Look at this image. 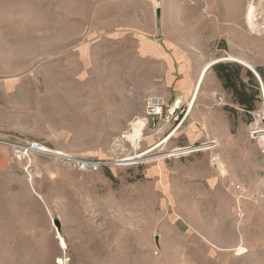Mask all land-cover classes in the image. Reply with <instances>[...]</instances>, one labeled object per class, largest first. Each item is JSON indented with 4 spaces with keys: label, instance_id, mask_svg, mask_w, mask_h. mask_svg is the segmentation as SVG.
Returning <instances> with one entry per match:
<instances>
[{
    "label": "rangeland",
    "instance_id": "rangeland-1",
    "mask_svg": "<svg viewBox=\"0 0 264 264\" xmlns=\"http://www.w3.org/2000/svg\"><path fill=\"white\" fill-rule=\"evenodd\" d=\"M236 8L237 0H0V87L37 89L33 104L48 112L41 132L79 161L45 154L72 170L69 203L57 207L50 195L48 216L71 264H264L261 89L247 114L207 69L190 109L206 63L240 65L254 42L260 52L264 32L251 33ZM73 90L80 121L61 116ZM210 140L215 148L172 152ZM85 161L101 167L82 169ZM57 254L0 264H52Z\"/></svg>",
    "mask_w": 264,
    "mask_h": 264
},
{
    "label": "crops",
    "instance_id": "crops-1",
    "mask_svg": "<svg viewBox=\"0 0 264 264\" xmlns=\"http://www.w3.org/2000/svg\"><path fill=\"white\" fill-rule=\"evenodd\" d=\"M249 1L237 0V13L245 26ZM257 49L255 42L249 45L247 57L239 62L247 70H261L263 80L258 76L264 94V42L260 43L259 53ZM204 67L194 83L190 109L205 75L213 71L209 67L199 83ZM214 78L226 93L215 73ZM35 92L38 90L33 88L0 87V256H50L57 251L59 254L56 232L50 228L48 219L54 204L50 195L56 194L57 207H65L69 203L72 170L59 166L57 161L44 154L35 153L17 160L9 145L35 142L51 152H69L64 144L52 141L41 132L48 112L42 113L40 105L33 104L31 97L37 95ZM66 95L68 99H63L62 118L80 121V100L75 98L79 94L73 90L72 94Z\"/></svg>",
    "mask_w": 264,
    "mask_h": 264
},
{
    "label": "built area",
    "instance_id": "built-area-1",
    "mask_svg": "<svg viewBox=\"0 0 264 264\" xmlns=\"http://www.w3.org/2000/svg\"><path fill=\"white\" fill-rule=\"evenodd\" d=\"M247 13H250V17L247 18ZM247 13H246V25L249 29V31L253 34L264 32V0H250L249 4L247 5ZM262 96L264 99V94L262 92ZM160 106H152L150 109V112L152 115H160ZM257 132H252V134H256ZM10 147L13 149V156L15 159L20 160L24 158H28L31 154H49L50 151H48L44 146L35 143V142H28L22 145L19 144H9ZM217 146V142L215 140H210L207 142L202 143L197 148H190V147H183L179 148L181 149V152L175 153L176 155H185L191 152L206 150V149H212ZM60 159L70 160L74 162H78L76 160L71 159L69 156L66 155H55ZM101 167L100 162H82L81 168L82 169H88L90 171H96L98 168ZM237 192H243L244 189L240 188V186H236ZM237 212L239 214L240 208H237ZM58 240V247H59V254L53 259L52 264H71V256L67 249L66 244H61L60 240Z\"/></svg>",
    "mask_w": 264,
    "mask_h": 264
},
{
    "label": "trees",
    "instance_id": "trees-1",
    "mask_svg": "<svg viewBox=\"0 0 264 264\" xmlns=\"http://www.w3.org/2000/svg\"><path fill=\"white\" fill-rule=\"evenodd\" d=\"M216 78L221 82L222 88L230 94L234 103L247 114L255 109L259 101L260 86L253 73L244 70L241 65L218 62L211 66ZM256 73L262 78L261 70Z\"/></svg>",
    "mask_w": 264,
    "mask_h": 264
},
{
    "label": "bare ground",
    "instance_id": "bare-ground-1",
    "mask_svg": "<svg viewBox=\"0 0 264 264\" xmlns=\"http://www.w3.org/2000/svg\"><path fill=\"white\" fill-rule=\"evenodd\" d=\"M250 17V13H248V16H247V18H249ZM220 62V61H219ZM215 63H218V62H212V63H210V64H208L206 67H205V69H204V71H203V73L201 74V76H200V79H201V77L203 76V74H204V72L207 70V69H209V67H211L212 65H214ZM199 79V80H200ZM138 123V122H137ZM262 137V136H261ZM263 138H264V136H263ZM263 138H261V139H263ZM172 152H174V153H177V152H181V149H175V150H173ZM51 153V152H50ZM54 155H63L61 152H52ZM135 158H140V156H138V157H135ZM134 158H128V159H126V160H124V161H131V160H133ZM56 237H57V239H59L60 240V243L61 244H65L64 243V241H63V239L58 235V233H56Z\"/></svg>",
    "mask_w": 264,
    "mask_h": 264
},
{
    "label": "water",
    "instance_id": "water-1",
    "mask_svg": "<svg viewBox=\"0 0 264 264\" xmlns=\"http://www.w3.org/2000/svg\"><path fill=\"white\" fill-rule=\"evenodd\" d=\"M215 64H216V63H215ZM239 64H240V63H239ZM240 65H241V64H240ZM249 70L253 73V75H254L255 78L257 79V81H258V83H259V85H260L261 93H262V92H263V87H262L261 80H260L258 74H257L253 69H251V68H250ZM53 225L56 227V231L58 232V231L60 230V224H59V222H58L57 219L53 220Z\"/></svg>",
    "mask_w": 264,
    "mask_h": 264
}]
</instances>
